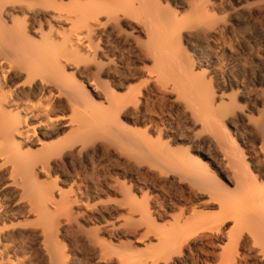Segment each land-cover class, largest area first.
<instances>
[{
    "label": "bare ground",
    "instance_id": "1",
    "mask_svg": "<svg viewBox=\"0 0 264 264\" xmlns=\"http://www.w3.org/2000/svg\"><path fill=\"white\" fill-rule=\"evenodd\" d=\"M0 264H264V0H0Z\"/></svg>",
    "mask_w": 264,
    "mask_h": 264
},
{
    "label": "rangeland",
    "instance_id": "2",
    "mask_svg": "<svg viewBox=\"0 0 264 264\" xmlns=\"http://www.w3.org/2000/svg\"><path fill=\"white\" fill-rule=\"evenodd\" d=\"M200 1H206V0H200Z\"/></svg>",
    "mask_w": 264,
    "mask_h": 264
}]
</instances>
